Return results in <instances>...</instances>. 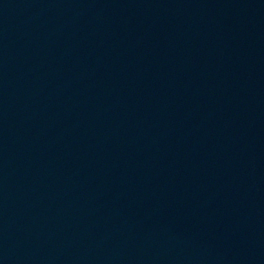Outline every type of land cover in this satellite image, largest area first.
I'll return each instance as SVG.
<instances>
[{"label":"water","instance_id":"1","mask_svg":"<svg viewBox=\"0 0 264 264\" xmlns=\"http://www.w3.org/2000/svg\"><path fill=\"white\" fill-rule=\"evenodd\" d=\"M219 156L264 207V0H213Z\"/></svg>","mask_w":264,"mask_h":264}]
</instances>
